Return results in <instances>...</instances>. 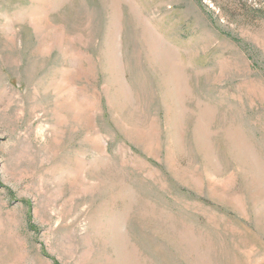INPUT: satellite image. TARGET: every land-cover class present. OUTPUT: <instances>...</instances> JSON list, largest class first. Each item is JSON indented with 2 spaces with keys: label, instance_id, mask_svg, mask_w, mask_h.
Here are the masks:
<instances>
[{
  "label": "rangeland",
  "instance_id": "374dc122",
  "mask_svg": "<svg viewBox=\"0 0 264 264\" xmlns=\"http://www.w3.org/2000/svg\"><path fill=\"white\" fill-rule=\"evenodd\" d=\"M0 264H264V0H0Z\"/></svg>",
  "mask_w": 264,
  "mask_h": 264
}]
</instances>
